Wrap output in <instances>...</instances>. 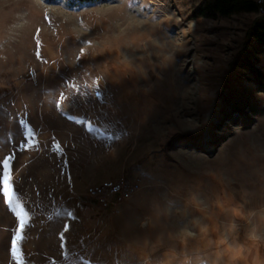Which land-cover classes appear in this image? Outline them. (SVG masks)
<instances>
[{"label": "rangeland", "instance_id": "374dc122", "mask_svg": "<svg viewBox=\"0 0 264 264\" xmlns=\"http://www.w3.org/2000/svg\"><path fill=\"white\" fill-rule=\"evenodd\" d=\"M261 19L191 21L176 0H0V264H140L132 242L198 215L175 211L191 195L264 205V91L235 104L250 84L236 61ZM51 138L68 171L75 159L91 174L73 198L49 196ZM122 177L139 182L118 212L86 197ZM157 207L172 209L167 229L152 226ZM250 223L237 221L241 242ZM211 252L185 255L211 264ZM239 264H264V243Z\"/></svg>", "mask_w": 264, "mask_h": 264}, {"label": "clouds", "instance_id": "9594fccd", "mask_svg": "<svg viewBox=\"0 0 264 264\" xmlns=\"http://www.w3.org/2000/svg\"><path fill=\"white\" fill-rule=\"evenodd\" d=\"M150 39V38H148ZM131 46V44H127ZM141 44L138 47H143ZM188 209L198 215L192 216L187 223L175 230H161L155 238L144 236L133 241L139 251L140 264H202L200 256L189 257L185 250L190 243L211 249V264H239L247 259V254L261 243H264V205L258 208L246 206L245 201L234 202L231 197L217 198L211 205L204 203L195 195H191L183 208L175 209L179 215H187ZM213 209L215 211H213ZM216 212L226 217L224 222L216 218ZM172 209L157 207L156 223L161 229H167ZM251 222L245 233V242L238 238L237 221ZM165 240L170 246L165 248ZM180 252L177 253L176 246Z\"/></svg>", "mask_w": 264, "mask_h": 264}, {"label": "trees", "instance_id": "16d2710c", "mask_svg": "<svg viewBox=\"0 0 264 264\" xmlns=\"http://www.w3.org/2000/svg\"><path fill=\"white\" fill-rule=\"evenodd\" d=\"M52 1V0H50ZM96 1L104 0H68L70 6H81ZM185 18L195 21L198 19L214 18L217 16L228 17L239 13H255L257 5L254 0H176ZM249 45L255 50V61L258 63L264 58V18L256 20L245 33V42L236 61L238 67L248 70V87L242 86L236 93V106L239 112L243 107H250L254 102L255 92L264 91V71L256 68L251 60L252 54L248 52Z\"/></svg>", "mask_w": 264, "mask_h": 264}, {"label": "built area", "instance_id": "2783aa9c", "mask_svg": "<svg viewBox=\"0 0 264 264\" xmlns=\"http://www.w3.org/2000/svg\"><path fill=\"white\" fill-rule=\"evenodd\" d=\"M257 14L264 18V0H254ZM139 180L129 178L105 179L89 184L85 188L86 197L101 210L113 214L118 212L117 206L127 201L136 191Z\"/></svg>", "mask_w": 264, "mask_h": 264}, {"label": "crops", "instance_id": "0c3cea01", "mask_svg": "<svg viewBox=\"0 0 264 264\" xmlns=\"http://www.w3.org/2000/svg\"><path fill=\"white\" fill-rule=\"evenodd\" d=\"M50 143V158L52 162L54 160L56 167H54V163L51 164V167L55 170L52 171L54 183L52 184V193L49 196L51 198L58 197L60 199L65 196L73 198V192L78 191L82 187L80 186V181L89 180V175L91 174L85 172L81 163L75 159L71 164L72 168L68 171L67 167L70 165V161L65 160V158L61 155L59 140L51 138L49 144ZM69 175L72 176V180H68L67 176Z\"/></svg>", "mask_w": 264, "mask_h": 264}, {"label": "bare ground", "instance_id": "6f19581e", "mask_svg": "<svg viewBox=\"0 0 264 264\" xmlns=\"http://www.w3.org/2000/svg\"><path fill=\"white\" fill-rule=\"evenodd\" d=\"M146 224V222L144 223V225Z\"/></svg>", "mask_w": 264, "mask_h": 264}]
</instances>
